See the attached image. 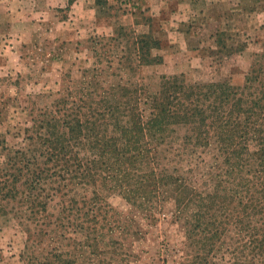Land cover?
Listing matches in <instances>:
<instances>
[{
    "label": "rangeland",
    "instance_id": "obj_1",
    "mask_svg": "<svg viewBox=\"0 0 264 264\" xmlns=\"http://www.w3.org/2000/svg\"><path fill=\"white\" fill-rule=\"evenodd\" d=\"M31 1L0 0V175L15 152H39L46 148L43 138L53 140L52 135L70 140L65 125L70 106L76 101L88 112L113 94L119 96L118 85L142 89L145 115L150 112L147 98L159 94L164 77L183 75L189 84L229 83L248 96L263 87L264 0H88L93 11L86 17L73 13L70 0ZM8 7L25 16L12 20ZM174 8L179 17L174 20L182 22L188 15L187 50L169 43L152 50L163 63L141 64L136 36L170 42ZM121 27L120 41H111ZM225 44L235 51L246 49L229 55ZM246 85L250 88L244 91ZM90 91L96 94L88 96ZM108 121L126 125L129 117L119 112ZM157 148L154 166L140 159L130 167L114 159L117 167L107 173L108 180L99 176L96 184L72 183L70 163L42 159L49 171L39 191L31 196L19 184L15 197L0 195V264H264L261 254L253 259L250 236L264 218L259 214L241 222L237 215L252 182L259 183L257 190L264 186V171L256 173L255 161L249 162L245 153L235 173L216 135L212 133L210 145H198L185 126H175ZM80 157L94 155L86 149ZM152 171L163 181L153 201L143 204L130 190L142 187L146 175L154 180ZM169 176L193 180L199 191L197 206L191 203L187 213H180ZM237 193L241 197L233 203ZM38 195L42 205L35 200ZM209 195L213 199L207 205ZM195 210L203 211V227L194 243L186 218ZM216 226L220 236L207 241V232L215 233Z\"/></svg>",
    "mask_w": 264,
    "mask_h": 264
},
{
    "label": "trees",
    "instance_id": "obj_2",
    "mask_svg": "<svg viewBox=\"0 0 264 264\" xmlns=\"http://www.w3.org/2000/svg\"><path fill=\"white\" fill-rule=\"evenodd\" d=\"M74 1L70 0V5ZM123 31L125 30L121 27L117 31L118 38L110 40L120 41L119 38ZM218 36H225V33L220 32ZM218 42L222 41L218 40ZM155 48H162V42L159 39L149 35L136 36L135 52L141 64L163 63V58L153 56L152 50ZM224 49L228 50L229 55H233L246 48L243 47L235 51L233 46L225 44ZM251 79L249 74L247 84ZM249 88L250 86L246 85L244 91ZM141 91L142 89L136 88L133 91L128 87L118 85L119 96L116 93L113 94L115 95L113 99L109 98L104 103H100L97 108L92 107L88 112H83L86 107H82L75 101V106H70V123H65L70 131V140L67 136L52 135L53 140L51 137L43 138L46 148L40 149L39 152L29 151V149L15 152L14 156L8 160V167L4 171L2 170L0 175L2 199L15 197L19 190V184H22L30 195L35 190L39 191L45 183L46 174L49 171L41 163L45 158L49 161L58 160L59 163H68V165L70 163V181L72 183L73 181L75 183L88 181L90 184H96L99 176L104 181L108 180L107 173H111V170L117 167L115 166L117 164L114 163L115 160L123 161L132 167L139 164L142 159L149 161L154 166L151 162L155 160V157L152 158V153L154 152L155 155L158 153L157 147L166 143L169 133L175 126L189 127L195 143L198 145H202V143L210 145L212 133L216 135L220 147L227 153V163L234 170L242 160H245L243 155L246 153L249 162L255 161L258 167L256 173L260 175L264 171L262 169L264 167V84L263 87L257 89V93L248 96L246 92H241L240 89L229 83L189 84L183 75L164 77L159 94L147 98L145 104L149 105L148 115H145L144 110L141 109L143 100ZM95 94V91H90L88 96ZM121 96L122 98H120ZM80 101L85 102L82 98ZM119 112H125L128 115L129 121L126 125L119 121L112 124L107 122L109 116L114 118ZM111 127L112 133H110ZM67 142L70 143V160H67L65 154V149L68 147L65 146ZM252 143H255L254 150L250 149ZM145 144L147 146L144 147ZM86 149L94 155L93 158L80 157V151ZM150 173L155 176L154 180L151 176L146 175L145 184L142 183V187L136 191L130 190V194H139V199L143 204L153 201L152 194L159 193L156 187L158 188L163 181L160 177L156 178V171ZM235 173H237V169ZM168 179L170 180L168 181L169 185L175 188L174 197H176L178 207L181 208V214L187 213L191 203L197 206L195 201L199 197V191L194 186L193 180L173 176H169ZM252 184L254 186H250L251 189H249L251 194L245 200L239 193L232 196L233 203H236L235 200L241 197V207L237 213L238 221L245 222L246 219L258 217L259 214L262 215L261 218H264V198L256 195L258 193L264 196V186H258L260 190H257L255 185L259 183L256 181ZM253 187H255L256 193L253 192ZM39 195L35 200L39 202V205H42L43 201ZM126 197V199L131 198ZM212 199L213 196L209 195L210 202L206 204L210 205ZM202 200L204 201V199ZM211 207L209 206L208 209ZM202 213V210L197 212L195 210L191 216L186 218L189 240L194 243L197 242L200 234L199 229L203 227L200 220ZM94 217L98 219V214H94ZM211 224L215 226V224ZM209 225L210 222H208ZM207 233V241H215L220 236L221 229L216 226L215 233ZM250 236L252 237L251 243L255 246L253 254L255 261L260 254V256H264V220L258 226L250 229Z\"/></svg>",
    "mask_w": 264,
    "mask_h": 264
},
{
    "label": "crops",
    "instance_id": "obj_3",
    "mask_svg": "<svg viewBox=\"0 0 264 264\" xmlns=\"http://www.w3.org/2000/svg\"><path fill=\"white\" fill-rule=\"evenodd\" d=\"M7 1H8L9 4H12L11 3V0H7ZM19 2L22 3V4H25V3L28 4L29 2L32 3L31 0H19ZM89 3H90V1H89ZM36 4H37V1H36ZM71 8L74 9L73 13H75L77 17H86V15L89 14V11L90 12L93 11V7L91 5L89 6L88 0H75L74 3L71 5ZM7 9L10 12L8 15H9V17L12 20L14 19V17L16 15H19L20 17L23 16V15L25 16V14H24L23 11L22 12L21 11L15 12L16 9H14V7H12V8L11 7H8ZM10 9L13 12H11ZM39 9L40 8L35 9V12L38 13ZM76 9H77V11H76ZM23 10H25V7H23ZM177 14H178V10H176L174 8L173 11H172V22L170 20L168 21L169 23L171 22L170 23L171 24V27H172V25L174 27V28L170 29L171 30V33H169L170 34L171 41L170 42L168 40L167 41H162V48L165 47V45H169V43H171L172 45H177L179 43L180 46L177 45L178 48H180V49L183 48V49H186L187 50V46H188V41H187V36H186L187 33H185L184 30H186L187 24L189 25L190 22L187 21L188 15H185L186 13L182 17V22L181 21L179 22L177 20H174L175 18L179 19V17L176 16ZM200 14H201V12H200ZM40 16H41V18L42 17H46V16H42V15H40ZM88 17H90V15ZM180 17H181V15H180ZM72 18L75 19V17H72ZM12 20H9V21L11 22ZM85 21L86 20H84V22ZM12 30L13 29H11L9 31V35H13ZM187 30H190V29H187ZM15 47H16V45L12 47V50Z\"/></svg>",
    "mask_w": 264,
    "mask_h": 264
}]
</instances>
